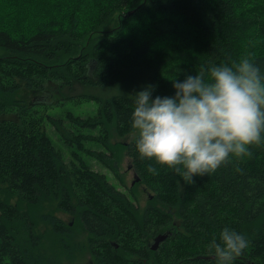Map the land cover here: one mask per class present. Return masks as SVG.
Segmentation results:
<instances>
[{
	"label": "trees",
	"instance_id": "1",
	"mask_svg": "<svg viewBox=\"0 0 264 264\" xmlns=\"http://www.w3.org/2000/svg\"><path fill=\"white\" fill-rule=\"evenodd\" d=\"M246 51L264 69V0H0V264H65L46 254L42 238L68 252L74 228L46 213L41 234L44 205L88 234L91 264H217L206 246L225 227L250 241L233 264H264V144L186 184L141 159L130 137L120 147L151 191L143 207L134 186L118 189L90 163L117 174L110 130L132 133L135 92L152 84L153 98L173 96V79ZM73 100L95 110L43 113Z\"/></svg>",
	"mask_w": 264,
	"mask_h": 264
},
{
	"label": "clouds",
	"instance_id": "2",
	"mask_svg": "<svg viewBox=\"0 0 264 264\" xmlns=\"http://www.w3.org/2000/svg\"><path fill=\"white\" fill-rule=\"evenodd\" d=\"M173 96L153 98L149 84L134 93L131 140L141 159L172 169L186 184L214 173L231 158L251 157L264 144V69L251 52L219 65H201ZM147 172L157 174L152 164ZM250 241L229 227L206 246L217 264H233Z\"/></svg>",
	"mask_w": 264,
	"mask_h": 264
},
{
	"label": "rangeland",
	"instance_id": "3",
	"mask_svg": "<svg viewBox=\"0 0 264 264\" xmlns=\"http://www.w3.org/2000/svg\"><path fill=\"white\" fill-rule=\"evenodd\" d=\"M86 15L89 16V10L88 12H86ZM116 15L117 14H115L114 16ZM118 18H120V15L116 17L115 23L111 24L109 27L106 26L104 30L107 31L111 29L112 26H114V24L116 25ZM29 98H31L32 100L34 99V96H29ZM38 99L40 98H37V100ZM26 101H28V99ZM62 104H63L62 108H58L57 106H52L51 108H42L43 113L56 115L60 112H62L63 114L65 112H72L75 115L83 116V114L86 115L91 114L96 107L93 102L84 101V100L67 101ZM46 129L50 140L54 142L57 148H60L67 155L68 152L67 148H65V145L62 144L59 135L55 134V132L52 130L51 126L49 125L46 127ZM94 134L98 135V132H94ZM130 137L131 134L120 136L117 133L110 130L109 142L112 148H114L115 150L116 158L118 161V168L116 175H113L109 169L103 167L100 163L94 160H90V163L94 170L104 173L107 176V179L111 183H113L118 189L125 191L128 190L129 187L134 186L135 195H136L135 201L140 207H143L145 203L148 201V198L151 196V191H149L147 188H145L141 183L137 181L138 178L132 170L130 159L126 154V151H124L123 148L120 147V144L122 142L130 140ZM86 146L88 149L91 150H98V151L104 150L100 144L96 145L88 142L86 143ZM68 159L69 156H67V160ZM41 209L42 211L38 210L36 213V219L38 221L37 228L40 229L41 234L44 232V229L46 228L47 225L43 223V220H40V218L42 215H45L46 213H53L63 222H65V224H68L69 226H73L75 232V236L73 237L74 243L71 244L69 247L71 250V254L73 255L72 258L65 257V254H67L70 250L68 252L60 250L58 248L59 243L51 244L49 240L47 241L46 239L47 237L44 236L42 238V245H43L42 248H44L46 254L52 258L60 257L61 262L65 264H91L93 262V259L87 247L88 234L85 231H83V229H81V227L78 224L74 223L73 216H71L65 211L55 209V206H51V205H44ZM51 235L54 236L53 234Z\"/></svg>",
	"mask_w": 264,
	"mask_h": 264
},
{
	"label": "water",
	"instance_id": "4",
	"mask_svg": "<svg viewBox=\"0 0 264 264\" xmlns=\"http://www.w3.org/2000/svg\"><path fill=\"white\" fill-rule=\"evenodd\" d=\"M165 238V235L163 234H159L157 235L154 240H153V244H152V249H155L158 246V243L163 240Z\"/></svg>",
	"mask_w": 264,
	"mask_h": 264
}]
</instances>
